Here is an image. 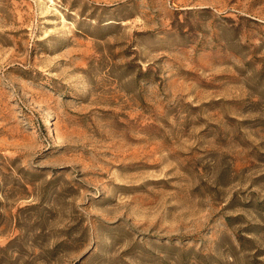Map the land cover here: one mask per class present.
Segmentation results:
<instances>
[{"label": "rangeland", "instance_id": "rangeland-1", "mask_svg": "<svg viewBox=\"0 0 264 264\" xmlns=\"http://www.w3.org/2000/svg\"><path fill=\"white\" fill-rule=\"evenodd\" d=\"M0 264H264V0H0Z\"/></svg>", "mask_w": 264, "mask_h": 264}]
</instances>
